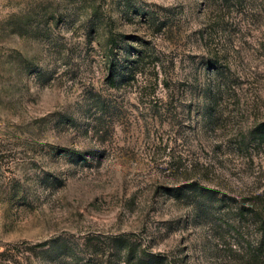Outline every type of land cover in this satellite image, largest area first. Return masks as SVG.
<instances>
[{"label":"rangeland","instance_id":"obj_1","mask_svg":"<svg viewBox=\"0 0 264 264\" xmlns=\"http://www.w3.org/2000/svg\"><path fill=\"white\" fill-rule=\"evenodd\" d=\"M263 206L264 0H0V264H264Z\"/></svg>","mask_w":264,"mask_h":264},{"label":"trees","instance_id":"obj_2","mask_svg":"<svg viewBox=\"0 0 264 264\" xmlns=\"http://www.w3.org/2000/svg\"><path fill=\"white\" fill-rule=\"evenodd\" d=\"M241 210L244 215L247 214V212H245L246 209L242 208ZM251 212H253L254 214V224L256 225V228L261 238L260 247H256V250H255V257L258 262L260 253H262L264 250V206L261 209H258V207L253 208Z\"/></svg>","mask_w":264,"mask_h":264}]
</instances>
